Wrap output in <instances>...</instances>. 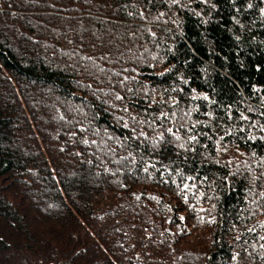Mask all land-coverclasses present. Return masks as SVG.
Here are the masks:
<instances>
[{
    "label": "trees",
    "instance_id": "trees-1",
    "mask_svg": "<svg viewBox=\"0 0 264 264\" xmlns=\"http://www.w3.org/2000/svg\"><path fill=\"white\" fill-rule=\"evenodd\" d=\"M0 264H264V0H0Z\"/></svg>",
    "mask_w": 264,
    "mask_h": 264
}]
</instances>
